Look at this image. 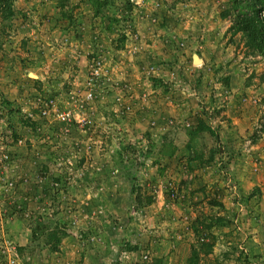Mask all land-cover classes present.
<instances>
[{
	"label": "rangeland",
	"instance_id": "obj_1",
	"mask_svg": "<svg viewBox=\"0 0 264 264\" xmlns=\"http://www.w3.org/2000/svg\"><path fill=\"white\" fill-rule=\"evenodd\" d=\"M227 8L0 0V264H264V61Z\"/></svg>",
	"mask_w": 264,
	"mask_h": 264
},
{
	"label": "trees",
	"instance_id": "obj_2",
	"mask_svg": "<svg viewBox=\"0 0 264 264\" xmlns=\"http://www.w3.org/2000/svg\"><path fill=\"white\" fill-rule=\"evenodd\" d=\"M3 3L6 0H1ZM228 8L221 18L232 16L229 27L231 34L239 33L246 45L255 51L264 61V18L259 19L258 12L264 11V0H227ZM205 129V130H204ZM208 129V128H207ZM204 126L200 131H208Z\"/></svg>",
	"mask_w": 264,
	"mask_h": 264
},
{
	"label": "built area",
	"instance_id": "obj_3",
	"mask_svg": "<svg viewBox=\"0 0 264 264\" xmlns=\"http://www.w3.org/2000/svg\"><path fill=\"white\" fill-rule=\"evenodd\" d=\"M132 1V0H130ZM257 16L259 19L264 18V12H258ZM109 79L104 77V74L101 72V67L98 64L91 65L87 72L84 82V90L82 92L81 99L77 102L75 110H62L59 112H54V120L63 125V131L66 132L67 128L75 124L79 127H82L84 124V118L80 115V110L83 107V103L93 100L96 95H98V90L101 86L105 85V82L108 83ZM125 85L120 89H125ZM125 111H129V105L124 106ZM43 115L46 112H42ZM75 116H78L79 119H76ZM8 185H11L10 183ZM141 259H148L147 255H142Z\"/></svg>",
	"mask_w": 264,
	"mask_h": 264
},
{
	"label": "water",
	"instance_id": "obj_4",
	"mask_svg": "<svg viewBox=\"0 0 264 264\" xmlns=\"http://www.w3.org/2000/svg\"><path fill=\"white\" fill-rule=\"evenodd\" d=\"M200 60L196 56H192V64H199Z\"/></svg>",
	"mask_w": 264,
	"mask_h": 264
},
{
	"label": "crops",
	"instance_id": "obj_5",
	"mask_svg": "<svg viewBox=\"0 0 264 264\" xmlns=\"http://www.w3.org/2000/svg\"><path fill=\"white\" fill-rule=\"evenodd\" d=\"M13 230V228H11ZM14 237V234H11Z\"/></svg>",
	"mask_w": 264,
	"mask_h": 264
}]
</instances>
